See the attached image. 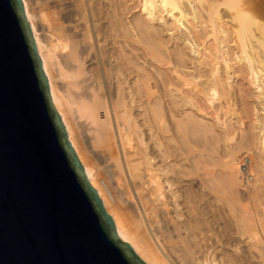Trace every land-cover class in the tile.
Masks as SVG:
<instances>
[{
  "label": "bare ground",
  "instance_id": "1",
  "mask_svg": "<svg viewBox=\"0 0 264 264\" xmlns=\"http://www.w3.org/2000/svg\"><path fill=\"white\" fill-rule=\"evenodd\" d=\"M114 1L22 0V3L47 78L52 106L89 184L111 216L117 236L129 244L145 264H264V249L259 246L263 244L264 248V239L260 237L264 234V221L256 215L258 209L250 210L247 204L241 205L235 189L239 187L240 164L228 163L229 179L216 181L214 177L216 184L211 183L210 188L204 184L208 179L199 182L202 177L197 180L201 188L196 190L193 188L196 171L175 169L172 160L177 150L171 148L175 140L171 135L167 139L164 136L171 132V127L165 125V113L169 110L173 114L179 100L182 105L193 107L201 100L198 96L208 105L217 102L211 107L215 120H221L219 113L232 102V95H228L231 77H226L228 71L235 68L231 62L238 66L231 72H239L250 80L260 100L258 108L261 106L260 111L264 113V24L255 18L260 13L264 19V0H135L143 15L132 23L121 20L129 14L126 0L119 2L127 13L120 16L119 21L118 15L112 17ZM163 33H169L170 40L181 42L190 53L183 52V48L168 52L161 41ZM123 38L146 52L145 56L158 72H154L155 75L160 82L168 78L166 82L159 84L157 77L149 79L144 72L140 75L138 68L136 74H132L128 67L132 62L128 64V56L122 53L128 45L123 48L120 45L122 49L118 46L119 40L124 45L127 42ZM134 46L131 49L136 54L138 48ZM192 53L196 55L194 62ZM188 54L193 69L188 68ZM122 56L126 58L123 60ZM145 56H141L144 61L148 59ZM164 59L168 60L167 64H174V76H169L170 79L168 74L162 79L160 73ZM149 81L154 82L149 84ZM158 84L167 85L169 89L167 106L170 107L166 106L169 108L166 112L161 103L162 91H159L162 86ZM178 86L192 87L184 93ZM173 92L181 94L182 98L177 99ZM255 120L257 124L250 125L256 132H248L242 146L257 153L259 167L264 169V116ZM179 122H174L176 128L188 132L190 125H185L188 122ZM256 191L257 195H264V186L259 185ZM209 194L221 205L215 210L229 211L232 228L222 226L215 230L214 226L219 225V228L225 217L208 212L207 207L211 208L210 203L214 201L207 203Z\"/></svg>",
  "mask_w": 264,
  "mask_h": 264
},
{
  "label": "water",
  "instance_id": "2",
  "mask_svg": "<svg viewBox=\"0 0 264 264\" xmlns=\"http://www.w3.org/2000/svg\"><path fill=\"white\" fill-rule=\"evenodd\" d=\"M0 264H145L68 141L22 0H0Z\"/></svg>",
  "mask_w": 264,
  "mask_h": 264
},
{
  "label": "rangeland",
  "instance_id": "3",
  "mask_svg": "<svg viewBox=\"0 0 264 264\" xmlns=\"http://www.w3.org/2000/svg\"><path fill=\"white\" fill-rule=\"evenodd\" d=\"M116 1V0H115ZM114 1V7L116 8H114V9H112L113 10V14L114 15H112V17L113 16H116V15H118L117 17H114V19H118V21L120 20V16L121 17H123L127 12H129V14H126L125 16L127 17V19L126 20H124L126 17H124V18H122L121 20L123 21V23L124 22H127V21H129V20H131V21H129L130 23H132V21H134V19H136V18H138V17H140L141 15H143L142 13H141V9H140V6L138 5V3H137V1H135V0H126L127 1V6H128V11L126 12L125 10H123L124 9V6H122L123 7V9L121 8V2L123 1H121V2H119V0H117L116 2ZM120 4V6H119V4ZM118 4V5H117ZM117 6V7H116ZM120 8V9H119ZM118 9V10H117ZM122 9V10H121ZM117 10V11H116ZM114 11H115V13H114ZM122 11H123V13H124V11H125V13L123 14V15H121L122 14ZM118 12V13H117ZM121 13V14H120ZM120 14V15H119ZM256 17V19L259 21V22H261V23H263L264 24V19L261 17L262 15H260V13H258V14H256L255 15ZM116 19V20H117ZM121 37V36H120ZM170 34L169 33H163V35H162V38H161V41L164 43V45H165V47H166V49H167V51H168V49H169V51L168 52H173V51H175V49H176V51L177 50H180V48H183V52L185 51L186 52V54L187 53H190L189 51H188V49H186V47H185V45H182L181 44V42H179L178 43V41H174L173 42V40H170ZM120 39H122V38H120ZM124 39V41H129L127 38V40H125V38H123ZM119 40V39H118ZM168 40H170V41H168ZM119 42H121L120 44L118 43V46L121 48V46L120 45H122V48L123 47H125L126 45H128V46H126L125 47V49L123 48H121L122 50H125L124 52H122V50H121V52L122 53H124V55L127 57V60H129L128 61V64H129V62H132V63H130L129 64V66L128 67H130L129 69H131L132 70V74L135 72V70H138L139 69V71H137V72H139L140 73V75H142V73L141 72H144V76H146L145 75V73H147V78H149V77H157V75H155V73L157 74L158 72H155V69H154V67H152V65H151V63H150V59H149V57H147V56H145V54H146V52L145 51H143L142 49V51L139 49V45H136V46H134V45H132L133 43H127V42H124L125 43V45L122 43L123 41L122 40H119ZM176 42H177V44H176ZM176 45H175V44ZM208 43H211L210 41L208 42ZM131 44V45H130ZM124 45V46H123ZM229 45H231V44H229ZM131 46H134V47H137L138 48V50L136 49V48H134V49H136V51L138 52H136V54H137V56L138 57H136L135 58V53H134V51L132 50L133 49V47H131ZM178 47V48H177ZM185 47V48H184ZM132 48V49H131ZM185 49V50H184ZM173 50V51H172ZM132 51V52H131ZM125 52H126V54H125ZM142 53V54H140V53ZM121 53V54H122ZM128 53V54H127ZM131 53V54H130ZM135 54V55H134ZM144 54V55H143ZM145 56L146 58H148L146 61H144L145 60V58L143 59L141 56ZM189 55V57L187 58V61H188V63H189V58H191V57H193V62H194V58H196V55H193V53H192V55H191V57H190V54H188ZM124 56V57H125ZM140 56V57H139ZM123 57V56H122ZM124 57H123V60H124ZM125 57V58H126ZM134 58V59H133ZM126 60V59H125ZM127 60H126V62H127ZM131 60V61H130ZM134 60V61H133ZM138 62H137V61ZM165 61V63H163V64H165V65H163L162 64V66L160 67V73H161V76L163 77L162 79H164L165 77H166V75L169 77H173L174 76V74H173V72H174V69H173V63L172 64H170L169 65V63L167 64L166 62H168V60H166V59H164ZM191 60H192V58H191ZM190 60V63L188 64L187 63V65H188V68H192L191 66H192V61ZM143 61V62H142ZM146 62V63H145ZM127 64V65H128ZM132 64V65H131ZM151 66H150V65ZM169 65V66H167V65ZM230 64H232L231 66H233V67H235V68H233L234 70L238 67L234 62H231ZM132 66V68H131V66ZM135 66V69H134V66ZM237 66V67H236ZM141 67V68H140ZM136 68H138V69H136ZM167 68V69H166ZM169 68V69H168ZM172 68V69H171ZM187 68V69H188ZM140 69L142 70V71H140ZM193 69V68H192ZM192 69H191V72L193 73V71H192ZM232 69V68H231ZM233 69L231 70V71H233ZM134 70V71H133ZM146 70V71H145ZM189 70L190 69H188V70H186V72L188 71L189 72ZM162 71V72H161ZM230 71V70H229ZM228 71V73L226 72V74H228V76H226V74H224L226 77H231V78H229V80H228V82H229V84H230V86H231V88L229 87L228 89H230V91L228 90V95L230 96V95H232L231 97H232V99H231V97H230V99H231V105H230V107H228L227 109L226 108H224L220 113H219V115L218 116H220V118H218V119H221L219 122L218 121H216L215 120V116L213 115V112H214V110H213V108L212 107H215V104L217 103H215V104H213V105H208L207 104V102L205 103V101H204V103H203V97L202 96H198V97H196V99H198V100H200V101H198L197 102V100H196V102L197 103H194V105H196L197 107H193V105L192 106H190L189 104H183L182 105V102H181V100H179L180 101V103L177 101V99L179 98V97H181L182 98V95L181 94H179L178 95V93L176 92H173L174 94H176V96H177V99L175 98V100H176V102H178L179 104L176 106V109H175V112L173 113V114H170L169 113V108H167V107H170V106H167V103H169V101H167L168 99H167V96L169 97V100H170V96H169V89L167 90V85H165L164 87H163V84L162 85H160L159 86V84H161L162 83V81L163 80H161V82H160V79H159V77H157L156 79L157 80H159L158 82H159V84H158V86L161 88V86H162V90L160 89L159 91H162V92H160V93H162L161 94V103L163 102V105H165L164 106V108L166 109L164 112H166L167 110V112L165 113V120H166V122H165V125H169L168 127L171 129L170 131V133H168V134H166V135H164L165 136V139H167V137L168 136H172L173 137V140H175V144H172L171 145V143H170V141L168 142V140L166 141L167 143H168V145H171V148L173 147V148H175L177 151H175L174 150V152H175V154H174V156H173V159L174 160H172V162L173 163H175V165H173L174 167H175V169H178V167H179V169H178V171L179 170H182V171H185V170H193L197 175H195V176H193L194 178H196V179H194L195 181H193V183H194V186L195 187H193L194 189L196 188V190H198V188L200 189L201 187H200V183L201 182H205V181H210L211 179H212V181H210V183H208V182H205L204 184H206V185H208V187L210 188V186H212V184L211 183H214V185L216 184V181L218 180V178L219 179H223V180H228L229 178L228 177H230V175H229V173H230V171H229V165H231V163L232 162H237V166L239 165L240 166V168H241V173L239 174V180L242 182V184H239V182L240 181H238V185L237 186H239V187H235V189L237 190V193H238V196H239V198H240V202H242L241 203V205L243 204V207H245L246 206V204H247V207H248V209L250 208V210L251 209H258L256 212V215L258 214V218H259V220H260V218L264 221V195L263 194H261V193H259L258 195H257V189H258V187H259V185H262V186H264V169H260V167H259V158H258V156H257V153L255 152V151H251L250 149L248 150H245L246 148H244L242 145H244V137L247 135V134H249V133H254V132H256L255 130H252L251 129V126L252 125H250V123H252L253 125H254V123L256 122V120L255 119H257L258 118V120H260V117H261V119L263 118V116H264V113L263 112H261L260 111V109H262V107L260 108H258V106H259V102H260V100L259 99H257L256 97L258 96V94H256L257 93V91L255 90V88L254 87H252V85H251V83H249L250 82V80L248 81L247 79H245L246 77H243L242 75H239V72L237 73V72H235L236 74H234L233 72H229ZM151 72H152V75H151ZM155 72V73H154ZM134 74H136V73H134ZM154 74V75H153ZM166 74V75H165ZM164 75H165V77H164ZM133 77L135 76V75H132ZM170 77H169V79H170ZM151 78V79H152ZM150 79V78H149ZM168 79V78H167ZM167 79H164V81L166 82V80ZM163 81V82H164ZM197 81V80H196ZM200 80H198V82H199ZM150 83L149 84H153V82L154 81H149ZM197 83V82H196ZM159 87H158V89H159ZM166 87V88H165ZM178 87H181V86H178ZM189 87V88H188ZM187 88H186V86L185 87H181L182 88V91L183 90H185L184 91V93L186 92V90H187V92H188V89H190L191 87L190 86H188ZM164 88V89H163ZM181 88H180V90H181ZM166 91H168L167 92V94H166ZM169 93V94H168ZM164 95V96H163ZM165 97V98H164ZM235 97V98H234ZM167 101V102H166ZM172 101V100H171ZM195 102V101H194ZM237 102H239V103H237ZM258 103V104H257ZM170 105V104H169ZM167 106V107H166ZM205 106V107H204ZM212 106V107H211ZM234 106V107H233ZM181 107V108H180ZM199 107V108H198ZM202 107V108H201ZM232 107V108H231ZM163 108V109H164ZM183 108V109H182ZM197 108L199 109V110H197ZM201 108V109H200ZM212 108V109H211ZM234 108V109H233ZM243 108V109H242ZM257 108V109H256ZM232 109L233 110V112H230L229 113V111ZM259 109V110H258ZM201 110H203V111H201ZM226 110H228V113H227V111ZM205 111V112H204ZM236 111V112H235ZM258 111V112H257ZM168 113V114H167ZM206 115H205V114ZM173 115H175V118H173L172 116ZM182 116V117H181ZM190 117V118H189ZM212 117V118H211ZM167 118V119H166ZM170 118V119H169ZM173 118V119H172ZM186 119V121H185V119ZM223 118V119H222ZM240 118H241V120H240ZM174 119H175V121L178 123L179 121H181V122H179V123H187V124H185V125H190L189 126V130H188V132L186 131V132H184V131H181L180 129H178V128H176V123L174 124ZM183 119V120H182ZM192 121H191V120ZM193 119H195L194 121H195V123H194V121H193ZM201 119V120H200ZM213 119V120H212ZM168 120V121H167ZM178 120V121H177ZM188 120V121H187ZM222 120H224V122L222 121ZM253 120H254V122H253ZM173 121V122H172ZM222 121V122H221ZM191 122V123H190ZM210 122V123H209ZM167 123V124H166ZM170 123L172 124H174L175 125V127H174V125H173V127L172 126H170ZM196 123H200V124H197L196 125ZM212 123V124H211ZM221 123H222V125H221ZM226 125H225V124ZM192 124H193V126H192ZM224 124V125H223ZM255 124H257V122L255 123ZM200 125H201V127H200ZM205 125H206V127H207V129H205L206 127H205ZM192 126V127H191ZM198 126V127H197ZM210 126H212V127H210ZM223 126V127H222ZM195 127H197V128H195ZM210 128V130L209 131H207V133H204V132H202L203 130H208L209 128ZM173 128V129H172ZM175 128L176 129H178V131L179 132H177V130H175ZM193 128V129H192ZM195 128V129H194ZM198 128H199V130H198ZM226 128V129H225ZM230 128V129H229ZM223 129V130H222ZM228 129V130H227ZM234 129V130H233ZM248 129H251V130H248ZM191 130V131H190ZM246 130V131H245ZM196 132V133H194V132ZM235 131V132H234ZM242 131V132H241ZM197 132H199V133H197ZM202 132V133H201ZM211 132H213V133H211ZM228 134H227V133ZM234 132V133H233ZM249 132V133H248ZM186 133V134H185ZM223 133V134H222ZM233 133V134H232ZM203 134V135H202ZM205 134V135H204ZM206 134H207V136H206ZM213 134V135H212ZM222 134V135H221ZM224 134H225V138H224ZM183 135V136H182ZM185 135V136H184ZM201 136V137H200ZM206 136V137H205ZM229 136V137H228ZM233 138H232V137ZM203 137V138H202ZM209 137V138H208ZM220 138V139H217V138ZM229 139H231V140H229ZM240 137V138H239ZM169 138V137H168ZM180 138H184L183 139V141H182V139H180ZM199 138H202V139H199ZM207 140H206V139ZM211 138V139H210ZM224 139H226V140H224ZM205 140H206V142H205ZM225 142H224V141ZM217 141H218V143H217ZM241 141V142H240ZM187 143V144H186ZM189 143V144H188ZM177 144V145H176ZM175 145V146H174ZM183 146V147H182ZM222 146V147H221ZM239 146V147H238ZM177 147V148H176ZM179 147V148H178ZM196 147V148H195ZM238 147V148H237ZM242 147H243V149H242ZM173 148H172V151H173ZM187 148H188V150L190 149V151H188L187 150ZM202 148V149H201ZM227 148V149H226ZM238 150H237V149ZM178 150H180V152L178 151ZM235 150H237V153H236V151ZM241 150V151H240ZM243 150H245V151H243ZM249 151V152H248ZM173 152V153H174ZM233 152H234V155H233ZM239 152V153H238ZM210 153V154H209ZM180 154V155H179ZM232 154V155H231ZM236 154V155H235ZM179 155V156H178ZM230 155V156H229ZM235 156V157H234ZM176 157V158H175ZM179 157H180V159H179ZM178 158V159H177ZM228 158V159H227ZM235 158V159H234ZM250 158V159H249ZM172 159V158H171ZM220 159V160H219ZM237 160V161H236ZM186 161V162H185ZM227 161V162H226ZM232 161V162H231ZM172 162H170V163H168V164H170V166H172ZM239 162V163H238ZM244 162V163H243ZM255 162V163H254ZM226 163V164H225ZM228 163H230L229 165H228ZM178 164V165H177ZM221 164V165H220ZM224 164V165H223ZM210 165V166H209ZM177 166V167H176ZM212 166H214L213 168H212ZM223 166V167H222ZM197 167V168H196ZM222 167V168H221ZM181 168V169H180ZM195 170H194V169ZM204 168V169H203ZM254 168V169H253ZM201 169V170H200ZM206 169V170H205ZM212 170V171H211ZM214 170V171H213ZM192 171V172H193ZM218 171V172H217ZM206 172V173H205ZM209 172H212V173H209ZM205 173V174H204ZM208 173V174H207ZM218 173V174H217ZM227 173V174H226ZM206 174H207V176L209 177H207L206 176ZM210 174V175H209ZM226 174V175H225ZM259 174V175H258ZM204 175V176H203ZM224 175V176H223ZM229 175V176H228ZM257 175V176H256ZM213 176V177H212ZM198 177V178H197ZM200 177V178H199ZM203 177V178H202ZM212 177V178H211ZM215 177V179H216V181H214V178ZM256 177V178H255ZM262 177V178H261ZM202 178V179H201ZM225 178V179H224ZM228 178V179H227ZM260 178V179H259ZM201 179V181H199V182H197V180H200ZM204 179V180H203ZM208 179V180H207ZM257 179L258 180H262V182H258L257 181ZM219 181V180H218ZM230 181V180H229ZM240 182V183H241ZM244 182V183H243ZM195 183H197V185L199 186H196V184ZM199 183V184H198ZM208 183V184H207ZM262 183V184H261ZM211 184V185H210ZM254 184V185H253ZM213 185V186H214ZM247 185V186H246ZM250 187H249V186ZM238 189H239V191H238ZM244 189V190H243ZM255 191V192H253V191ZM253 192V193H251V192ZM248 192H250V193H248ZM240 193V194H239ZM242 193V194H241ZM254 193H256V195L258 196H256ZM211 194V193H210ZM210 194H209V196H210ZM248 194V195H247ZM252 194V195H251ZM253 194L255 195V196H253ZM213 195V193L211 194V196ZM250 195V196H249ZM260 195V196H259ZM208 195L206 196V198H208L209 197ZM209 197L208 199H207V203H210V202H212L213 200V202H215V203H210L211 204V208H210V205H209V207H207L208 208V212L211 214V212H214V216H217V215H219L218 217H220V215H222L221 216V218H223V217H225V218H223L224 220L223 221H221L223 224H225V225H223L222 223L220 224V227L218 228V226H214L215 228V230H219L220 228L222 229L223 227L224 228H226V229H230V228H232L233 227V225H231L232 224V222H229V221H231L232 219H231V217H229V216H231L230 215V213H229V211L227 210V212H218L217 210H215V207L216 208H218V206L220 207L221 205H217V203H219V202H217V201H215V197ZM214 196V195H213ZM242 198H241V197ZM248 196V197H247ZM225 197H226V195H225ZM251 197H253V198H255V199H258V200H253ZM213 199V200H212ZM251 199V200H250ZM212 200V201H211ZM249 200V201H248ZM210 201V202H209ZM245 201V202H244ZM250 202V203H249ZM256 202H260L259 204L258 203H256ZM221 203V202H220ZM254 203V204H253ZM213 204V205H212ZM222 204V203H221ZM253 204V205H252ZM216 205V206H215ZM251 206L253 207V208H251ZM254 206H255V208H254ZM262 206V207H261ZM246 207V208H247ZM214 208V209H213ZM210 210H211V212H210ZM214 210V211H213ZM216 212H217V214H216ZM208 213V214H209ZM221 213V214H220ZM227 213V214H226ZM209 214V215H210ZM224 214V215H223ZM213 215H210L212 218H213ZM227 216V217H226ZM256 217V216H255ZM229 219V220H228ZM256 219H257V217H256ZM225 220L227 221V223L225 222ZM258 220V219H257ZM262 220H260V221H262ZM229 225V226H228ZM223 226V227H222ZM225 226H227V227H225ZM231 226V227H230ZM261 238H263L264 239V234H262V236H260ZM260 246V248L261 249H264L263 248V244L262 245H259Z\"/></svg>",
  "mask_w": 264,
  "mask_h": 264
}]
</instances>
